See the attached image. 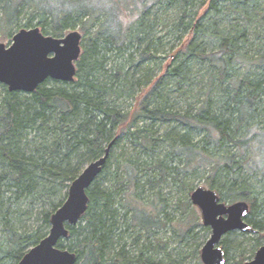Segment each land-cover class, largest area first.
Listing matches in <instances>:
<instances>
[{"label": "trees", "instance_id": "1", "mask_svg": "<svg viewBox=\"0 0 264 264\" xmlns=\"http://www.w3.org/2000/svg\"><path fill=\"white\" fill-rule=\"evenodd\" d=\"M171 1L182 5L178 20L187 36L181 38L172 62L161 68L156 61L162 36H157L159 22L151 15L155 6L161 8ZM208 1L215 15L229 8L245 19L255 14L264 31V0H260L261 8L255 4L259 0H231L233 4L229 6L226 1L230 0H0L3 7L0 27L16 23L21 8L30 4L40 11L39 25L45 34L60 37L80 21L87 44H82L73 81L48 78L29 93L11 91L4 85L5 93L0 96V264H18L30 247L48 234L52 213L64 202H58L52 212L43 215L46 230L41 226L29 232L18 228L16 221L24 211L15 200L50 198L56 192V183L72 182L83 164L104 154L114 139L102 171L87 190L88 208L81 218L84 223L68 225L69 246L63 245L62 239L58 243L59 247L76 252V264H163V260L152 257L158 246L144 247L139 242L140 234L130 244L136 245L135 251L124 242L125 234L132 233L131 225L152 234L153 227L177 221L162 219L154 213L153 206L134 196L127 198L129 208L121 212L118 197L129 196L127 190L139 189L138 173L142 169L158 172L157 179L148 177L144 183L153 189L168 179L167 174L184 181L198 167L206 166L209 174L204 187L218 191L225 202H250L246 220L252 229L248 232L264 230V219L253 217L259 198L251 196L264 175V52H250L247 25L242 27L240 20L220 29L218 21L202 24L196 20L197 15L192 17L197 13L194 9ZM207 38L214 40L217 48L207 46ZM134 44L137 48L133 52L129 50L127 55ZM110 52L116 53L117 58L127 56L128 67L120 62L108 69ZM197 60L206 61L216 69L218 78L226 84L225 91L218 101L206 96L196 110H175L164 96L168 84L162 80L171 76L181 87ZM238 66L244 68L243 75L237 72ZM158 69L161 75L154 77ZM153 78L155 85L145 91ZM136 89H141L140 94L135 93ZM126 93L138 98L130 110L121 109L115 102ZM141 117L153 123L178 122L185 126L184 132L178 131L169 138L170 149L179 157L177 165H168L163 158L143 165L140 158H128L124 162L116 159L115 147L121 135L131 133L135 121ZM31 130L39 131L41 137L34 144ZM192 131L201 132L203 137L195 141ZM143 141L148 148L153 147L154 140L147 135ZM234 145L238 149L235 152L231 151ZM113 161L116 171L125 174L124 191L104 185L105 179L120 181L109 170ZM181 205L189 216L176 223L184 225L190 234L202 220L200 212L198 208L193 212L188 210L189 203ZM130 212L132 220L125 222ZM138 214L143 217L139 218ZM221 242L227 245L224 247L227 261L229 238Z\"/></svg>", "mask_w": 264, "mask_h": 264}, {"label": "rangeland", "instance_id": "2", "mask_svg": "<svg viewBox=\"0 0 264 264\" xmlns=\"http://www.w3.org/2000/svg\"><path fill=\"white\" fill-rule=\"evenodd\" d=\"M171 3H175L176 5L174 4L175 6L170 7ZM226 3L228 4V6L229 4H233L231 0L226 1ZM255 4L256 6L258 5L259 8L262 7L260 0L255 2ZM180 6H182L181 3L171 1L167 4H162L161 8H157V6H155L154 12L151 15L152 18H156V22H159L157 27V36H162V43H160V48L157 50L158 58L156 61L158 62L159 66L162 65L161 68H164L165 65L169 64V62H172L174 58L172 54L176 51V49H178L181 38L187 36L181 31L182 26L180 25L178 20L181 12ZM175 7H178L179 9H176ZM194 10L197 13L192 17L197 15L196 20H199L200 23L207 24L211 20V23L213 24L214 22L218 21L220 29L229 28L230 24L236 23L238 20H240V25H242V27H245L247 25L248 38L250 40L248 49L251 50L250 52H256V54L264 52V31L261 29V24L258 23L257 18H255V14L252 13L250 16H248V18L245 19L242 14L236 12L237 10L232 12V9L229 8L224 9L221 13L215 15V11H210L209 9V1L199 8L196 7ZM253 11L254 10H251V12ZM2 16L3 7L0 4V18ZM204 16L209 17V19H207V17L204 18ZM86 17L87 16H83L82 18L85 19ZM124 21L128 22V19H124ZM40 22V11H38L30 4H26L21 8L20 16L18 17L16 23H13L11 25L9 24L7 27H5V24H2V27H0V42H4L6 45H10L13 41V35L22 28L40 27L43 32V27L39 25ZM80 25V21L75 22L74 24H72L68 31L63 33L62 36H65L71 30H79L80 32L84 33ZM91 32H93V30H91ZM48 35L52 34L49 33ZM133 42L136 43L135 41ZM82 44H86V40H82ZM206 45L211 48L216 45V42L210 38H207ZM135 48H137V44H134L132 47H130L126 54H129V50L133 52ZM215 48L217 47L215 46ZM115 54L116 53L112 52L108 54V59L106 62L107 68H113V66L115 67L116 64L120 62L128 67L127 56L126 59L122 57L117 58ZM237 72H240L241 75L245 73L244 68L241 66H238ZM156 73L157 75H155L154 77H158L159 75H161V73H159V69ZM217 75L218 72L214 67L210 66L206 61L197 60L192 65L187 79L184 81L181 87L175 84V81L171 78V76H167L162 80L166 85L168 84L167 89H165L164 91V96L168 98L170 104L175 108V110L183 112L188 109L196 110L202 105L206 96H209L212 99L214 98L216 101H218L217 99L220 98L222 93L225 91L226 84L222 83ZM154 83H156V81L153 78V81L149 83L148 86H145V91L152 88L150 86H152ZM4 85L8 88L6 84L0 82V96H3L5 93ZM140 92L141 89H136L135 91L137 95L140 94ZM137 100L138 98L134 97L133 95L128 96V93H126L118 98L115 102L121 109L130 110L133 108V106H135ZM184 128L185 126L178 122L169 123L157 121L156 123H153L145 119L144 117H141L135 121L131 133L125 132L121 135L120 142L115 147L116 159L119 160V162H124V160L128 158H140L141 164L147 161L150 162L152 160H158V158H163L168 165L174 164L175 166L179 162V157L175 155V153L170 149L169 138L171 136L173 137V135L178 131L184 132ZM137 129L141 130L139 131L140 133H135ZM174 130L175 132H173ZM29 134H31L30 138L33 144L34 142H38L41 139V137L39 136V131L36 132L35 130H31L29 131ZM144 135H147L151 138V140H154V143L152 142L151 144V146L153 147L148 148V146H146L143 141ZM167 135L168 137H166ZM192 136L195 141H198L203 137V134L199 131H192ZM237 150L238 149L235 145L231 147V151L235 152ZM152 154L154 155L152 156ZM155 155L157 156L155 157ZM247 155L248 154L246 153L245 157H247ZM90 162L91 161L85 162L82 166V170ZM115 164L116 163H114L113 161L112 165H110L109 170L112 175L116 174L120 181H115L113 180V178L105 179L104 185L108 187L116 186L119 187L120 190L124 191L126 190V186L124 184L127 183L126 179H124L125 174L121 170L116 171ZM208 174L209 168L206 166L198 167V169L192 172L190 176L187 175L184 181H182L179 177L177 179H173L169 176V174H167L168 179L166 181H162L155 188L151 189L149 188V184L145 186L144 183L146 182V179L148 177H150L151 179H154L155 177V179H157L156 177H158V172L154 169H142L138 173V178L140 180V187L138 188L140 189L141 193H138L139 189H136L134 191L131 189L125 191V193L131 194L127 197L126 195L124 196V194L120 195L118 197L120 198L118 207L120 208L121 212L124 213V211L129 208L128 204H126L127 202H129L127 198H131L134 196L138 200L153 206L150 207L154 209H152L154 213H158V216L162 219L168 220L170 218H173L177 220L176 222H178L184 220L187 216H189V212L186 213L181 205L189 203L191 205L188 207V210L193 212L194 208H198L200 217L202 219L201 210L197 205L193 203L191 195L196 188L205 186V178L208 176ZM258 178L259 175L255 176L256 180ZM259 179L260 181L257 182V189L254 195L251 194L253 198L255 196L259 198L256 216H253L255 220L264 219V175L262 177L260 176ZM251 180L254 181V178L252 177ZM70 184L71 181H67L64 184L56 183V192L50 198L36 197L35 199L33 198L32 201L31 198L27 199L23 197L18 201L15 200V202H17V206H21L24 211L22 212V214H20L18 220L16 221L18 224V228H20V230L22 231H25L27 229L29 232H33L43 226L46 230L47 225L43 223V215L46 212H52L54 209V205H56L58 202H61L63 200L65 201V199L67 198L66 196L68 195ZM216 192L218 193V191ZM262 198L263 200L261 201ZM122 203L124 205H122ZM226 203L231 204L233 202L227 200ZM138 216L139 218L143 217L142 214H138ZM131 217L132 213L130 212L128 220H126L125 222H130L132 220ZM81 222L84 223V221L80 219V221L76 224H79ZM176 222L175 224H173L172 222L167 223L162 227H153L154 233L152 234L149 233L148 230L138 231L140 230L138 227H136L135 225H131L132 233L130 235L125 234L124 242H126V244L131 247V250L135 251L136 245L134 246L130 244L133 238L136 237L137 234H140L141 238L139 242L141 245H143L144 247L147 244L158 246V249L152 252V257L157 258L158 260H163V264L203 263L201 252L204 244L212 234L211 227L205 226L203 224V221L200 220L193 227L191 233L188 234L185 231L186 227L184 225H178ZM23 227L26 228L22 229ZM124 230L125 229H123V232ZM225 238H229L228 248H230L229 259L225 264H245L246 262L252 261L255 258L257 250L262 245H264V230L255 229L251 232H243L237 230L232 235L223 237V239ZM62 240L63 245H65L66 247L69 246L71 242L70 237L64 238ZM221 246L224 248L227 245L224 246L221 242Z\"/></svg>", "mask_w": 264, "mask_h": 264}, {"label": "water", "instance_id": "3", "mask_svg": "<svg viewBox=\"0 0 264 264\" xmlns=\"http://www.w3.org/2000/svg\"><path fill=\"white\" fill-rule=\"evenodd\" d=\"M83 34L71 30L57 37L42 32L40 27L22 28L13 35L10 45L0 42V82L11 91L32 92L46 79L73 81L77 74V61L82 53ZM110 142L104 154L91 161L71 182L67 198L51 216L48 234L30 247L18 264H76V252L61 248L58 243L69 235L68 225L80 221L88 208L87 190L96 180L107 161ZM202 214L203 224L212 229L210 238L202 248L204 264H225L226 251L221 241L229 232L252 229L246 220L250 204L238 200L228 204L212 188L200 186L191 195ZM245 264H264V245L255 258Z\"/></svg>", "mask_w": 264, "mask_h": 264}, {"label": "bare ground", "instance_id": "4", "mask_svg": "<svg viewBox=\"0 0 264 264\" xmlns=\"http://www.w3.org/2000/svg\"><path fill=\"white\" fill-rule=\"evenodd\" d=\"M54 80H56V79H54ZM59 81H61V80H59ZM107 147H108V146H107ZM107 147H106V148H107ZM109 153H110V152H109ZM108 156H109V155H108ZM250 225H251V224H250Z\"/></svg>", "mask_w": 264, "mask_h": 264}]
</instances>
